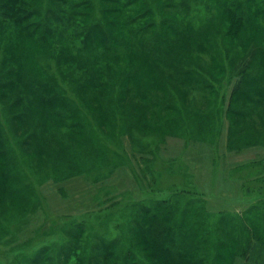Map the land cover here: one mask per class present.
Listing matches in <instances>:
<instances>
[{
    "label": "rangeland",
    "instance_id": "374dc122",
    "mask_svg": "<svg viewBox=\"0 0 264 264\" xmlns=\"http://www.w3.org/2000/svg\"><path fill=\"white\" fill-rule=\"evenodd\" d=\"M76 1L17 0V38L0 37L10 165L7 178L0 167V264L42 249L56 263L68 240L90 249L115 238L139 264H157L140 209L161 204L158 216L194 251L189 264H264V0ZM10 2L0 0V24ZM237 7L248 21L237 22ZM77 23L124 43L85 47ZM171 27L181 38L154 61L152 38ZM27 32L37 46L25 44L16 66L9 50ZM164 247L160 262L171 264Z\"/></svg>",
    "mask_w": 264,
    "mask_h": 264
},
{
    "label": "trees",
    "instance_id": "16d2710c",
    "mask_svg": "<svg viewBox=\"0 0 264 264\" xmlns=\"http://www.w3.org/2000/svg\"><path fill=\"white\" fill-rule=\"evenodd\" d=\"M12 2H10V6L8 8V12H6L8 14V17L10 21V23H3L0 24V37L2 38V40L6 41L8 40V42H14V39L17 38L15 37L14 31L10 28V24L13 22H19V18L16 15V12L18 11L20 5L18 6V2L17 0H11ZM81 2V0L76 1L75 5L73 6V9H75L77 6H80L79 3ZM237 14H235V17L237 18V22H242L244 20L249 19V15L246 16V14H248V12L246 14H244L241 9V7H237ZM26 8L24 9V12ZM52 10H48V14H50L49 12H51ZM21 12V11H20ZM77 13V12H76ZM83 12H79V14L82 17ZM5 14V13H4ZM247 18V19H246ZM134 19V18H133ZM231 19V18H230ZM41 19H39L40 21ZM98 24H90L88 25V28L86 27V25L83 26L80 25L79 23H77V28L79 29L78 31H76L75 35H81L84 37L83 42L84 45L86 47L87 44H91L94 43V47H100L101 46H106V44L108 45V47L113 48V50L115 51L117 48L115 47V45L117 46L118 43H122L121 41H123L121 39V34H119L118 36H111L109 35L108 32H105L102 28L98 29ZM117 25V24H115ZM164 26V29L166 28V25L162 24ZM20 26V25H19ZM35 29L38 28L39 30V35H41V37L47 36V38L49 39L50 36L47 27H45L44 23L42 24L41 22L37 23L34 25ZM99 27H102L99 25ZM170 27V26H169ZM21 26L20 27V31L25 29L26 31L29 32V28H23ZM179 30L177 28H172L168 30V32L171 34H169L168 32H163V33H156L154 35V37L152 38L153 40V46L151 47V59H153L154 61H162L164 62V58L163 55H168L169 54V50L172 49L169 42H171V39H174V37L176 38H181L180 36V32H178ZM26 33V38H24L23 40H21L19 44H21L20 46H18L19 48L18 51L15 50V52L17 53V55L14 56L15 53H13L11 50H9V55L15 57V59L18 61L17 64H15L16 66L23 65L22 64L24 62V60H26L25 55L24 57L22 56L23 54H19V50L23 51L24 53L27 49L28 46L30 47H35L37 46L36 41L33 39L34 36L32 33ZM33 36V37H32ZM40 37V38H41ZM97 38H101L100 42L98 41ZM117 38H119L117 40ZM40 40V39H39ZM1 41V39H0ZM135 42V41H134ZM124 43V41H123ZM138 43V42H137ZM26 44V46H25ZM136 45V43H135ZM140 47L143 48L144 44H139ZM131 48V47H130ZM132 51V48H131ZM28 52V51H27ZM118 52V51H117ZM145 56L147 58H150L147 54H145ZM15 67V66H14ZM15 69V68H13ZM257 92V91H256ZM54 114L56 116H58L57 113L54 112ZM56 119V118H54ZM52 120V119H51ZM3 145L0 142V150L1 147ZM4 158H6L5 160H7V163H1V160L4 161ZM7 154L5 153V151H0V167L1 170H3V174L1 175V178H7L8 176V172H10V165L8 163V159H7ZM2 161V162H3ZM3 166V167H2ZM12 179V178H11ZM167 204H161L159 206L156 207V210L153 209V212L150 211V209L148 207L146 208H141V213L140 214L142 217L147 218L148 222H152L153 223V229L151 231V241L149 242L148 240L145 239V237L142 234V242L144 243V241H148L147 244L148 246H146L148 249L147 254L150 255V257L152 259H154V262H157V264H161L160 259L162 258V253L166 254L165 252H167V250L165 249L164 245L168 243L170 244V246H172L171 249L175 250V253L171 254L169 260L171 264H189L190 259L193 258L194 255V251L192 250H187L185 248V246H183L184 240H183V236H181L180 234H175L174 232V225L172 223H167L165 224L162 220L164 217H159L158 213L156 211L157 208H161V207H166ZM164 208V209H165ZM139 224H141V226H144V223L141 221H137ZM155 224V225H154ZM82 229V230H81ZM81 231H83V226H80L79 224H77V227L74 228L73 230H70L69 232H71L73 234L72 237H78L81 233ZM144 232V231H143ZM182 234V233H181ZM180 235V236H179ZM144 238V240H143ZM167 239V241H166ZM100 241V242H98ZM116 238L115 239H111V240H106V239H98L97 241H94V243L91 244L90 249L88 247H85L84 244H82L81 242H72L71 240H68V244L64 243V246L59 248L58 251L56 252L55 256L57 257L56 259V263H55V257L52 258L50 256V253L48 252L47 249H42L38 252L37 254V258H35L34 260L32 259L31 262H28L27 264H68L70 258H72L71 262L72 264H139L138 261L132 257L133 254L130 251H125V252H120L118 250V245L116 246ZM153 244L155 246H153ZM182 246V247H181ZM118 247V248H117ZM95 249L94 252H92ZM149 250H151V252H149ZM189 258V259H188ZM198 263H201V260H197ZM203 261V260H202ZM148 264H155L152 262H148Z\"/></svg>",
    "mask_w": 264,
    "mask_h": 264
}]
</instances>
